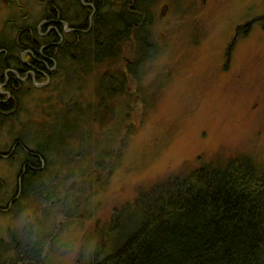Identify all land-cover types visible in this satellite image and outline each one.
<instances>
[{"label": "rangeland", "instance_id": "1", "mask_svg": "<svg viewBox=\"0 0 264 264\" xmlns=\"http://www.w3.org/2000/svg\"><path fill=\"white\" fill-rule=\"evenodd\" d=\"M49 1L0 0V33L3 26L14 31L25 25L40 26ZM180 2H154L152 16L156 13L157 24L153 28L167 48L154 63L146 62L142 70L127 73L124 69L135 62L138 43L132 37L122 48L118 62L75 74L73 81L59 65L58 71L34 73L35 84L28 75L23 86H14L13 91L21 93L22 99L17 109L9 110L13 112L10 116L0 114V153L10 152L15 139L25 140L30 148L44 145L49 133L55 132L59 140L51 145L63 155L56 161L64 168L58 166L53 174V187L64 180L63 172L70 167L66 164L70 163L77 174L74 167L79 164L74 163L79 158L67 159L66 155L73 156L80 150L81 157H86L92 144L100 150L104 141V146L101 158H97L101 170L83 160L82 178L74 174L75 183L68 180L62 187L71 185L73 190L60 193L52 203H46L43 194L35 202L28 195L0 214V250L6 253L0 255V264L11 263L8 258L13 256L15 245L34 242L36 222L42 226L46 216L55 227L43 230L46 238L40 264H84L97 248L98 232L110 224L114 211L153 187L234 157L250 158L264 169V27L256 23L250 33L243 34L248 23L264 16V0H195V7L185 1L174 13L172 6ZM121 3L123 0L116 1L117 6ZM238 27L240 33L227 54ZM12 34H0V46L4 47L0 53L19 58L21 52L14 54L10 43L15 36ZM33 57L37 64L44 62L41 56ZM21 58L22 63L27 53ZM118 70L126 75L125 90L109 104L105 101L109 108L98 107L100 97H104L98 91L101 78L118 74ZM59 74L69 79L70 86L59 89ZM4 87L0 84L1 96ZM57 91L71 94L60 93L57 98ZM57 99L87 111L83 117L74 114L75 121H71L83 133L76 128L60 130L64 108ZM108 132L115 137L107 149ZM79 135L87 143L78 145L74 138ZM16 149L12 157L0 158V206L10 201L18 185L21 193L23 190L22 156ZM46 166L44 163L43 169ZM47 206L53 209L47 210ZM28 231L29 237L25 234ZM21 260L20 254L15 263L24 264Z\"/></svg>", "mask_w": 264, "mask_h": 264}, {"label": "trees", "instance_id": "2", "mask_svg": "<svg viewBox=\"0 0 264 264\" xmlns=\"http://www.w3.org/2000/svg\"><path fill=\"white\" fill-rule=\"evenodd\" d=\"M116 1L118 0H90V6H81L77 0L49 1L43 17L48 21L52 20L60 31L65 24L69 26L70 31L61 33V37L56 38L57 44L54 47L48 44L49 37H42L35 30L32 31L40 45L47 46L40 55L39 47L31 45L33 56H41L46 64H50V58L57 61L62 71L66 70L68 74L74 72L69 76L70 81H73L75 74L86 70L89 72L106 62H118L122 48L133 37L137 38L134 42L138 43L134 49L135 62L133 65L127 64L124 69L127 73L136 69L142 70L143 65L149 62L152 52L155 61L167 48L165 45L163 47L161 41L156 40V31L153 36V26L157 23L154 19L156 13L152 16V2L124 0L123 5L117 6ZM180 7L172 6L171 9L175 12ZM15 46L12 45L14 54L22 52L17 44ZM6 56L0 53V73L10 67L22 66L16 63L15 59L7 60L9 64H6L3 59ZM28 60V63H33L35 58L29 56ZM115 73L101 78L98 91L104 97H100L98 107L102 108L106 104L105 101L109 104L115 95L125 90V73L122 70H118V74ZM8 76L17 82L15 75ZM59 79V89L70 86L69 79L64 80L63 75H60ZM75 80L77 82L81 79L77 76ZM13 93L17 101H21V93ZM60 93L64 92L57 91V98L62 95ZM57 101L64 108L60 130L63 132L76 128L83 133L81 127L76 126L75 122L71 123L72 120L75 121L74 109L78 105L65 103L62 99ZM48 103L50 101L46 100V104ZM11 108L12 101L0 104V111H8ZM59 135L63 137L62 133ZM48 136L44 145L37 144L34 150H29L30 155L17 148V151L26 157L25 160L22 159L23 162L29 166L22 178V194L12 207L28 195L33 196L35 202L40 200L43 194L46 203H52L60 193L73 190L71 185L67 186V190H62V187L68 184V180L75 183L77 174L78 178H82L83 160L97 165L96 169L101 170L97 158H101L104 141L100 150L98 145L92 144L91 152L89 151L86 157H81L80 150L73 156L66 155L67 159L79 158L74 163L76 166L79 164L74 167L77 174L73 172L70 163L66 164L65 166L70 167L63 172L64 180L52 187L51 184L55 180L53 174L58 166L64 168V165L57 164L56 160L63 155L60 156L59 149L51 145L53 142L57 143L59 138L55 132L49 133ZM114 137L115 133L108 132L107 149L113 144ZM75 140L78 145L87 143L81 135L78 138L75 136ZM22 142L25 143V140ZM64 142L61 141L62 144ZM108 155H111V148ZM39 156L48 165L46 169L41 168ZM36 167L39 170H32ZM48 189L50 191H47ZM16 192L17 190L13 192L11 199L15 198ZM52 207L47 206L46 209L52 210ZM69 216L66 214L65 218ZM45 219L46 222L43 221L42 226L40 221L36 222L32 234L35 236L34 242L38 237L44 242L39 243L38 248L33 247L34 242L21 247L15 245L13 256L8 258L10 264H16L20 254L23 255L21 261L24 264L41 263L42 247L46 238L43 230L55 227L53 222H48V216ZM25 234L30 236L29 231ZM98 234L97 248L84 264H264V169L258 168L250 158L243 156L195 168L185 176L163 186L153 187L151 191L138 196L133 203L115 210L110 224ZM2 254L6 253L0 250V255Z\"/></svg>", "mask_w": 264, "mask_h": 264}, {"label": "bare ground", "instance_id": "3", "mask_svg": "<svg viewBox=\"0 0 264 264\" xmlns=\"http://www.w3.org/2000/svg\"><path fill=\"white\" fill-rule=\"evenodd\" d=\"M77 2L79 5H88V6L91 5L90 0H82V2H81V0H77ZM123 2H124V0H123ZM151 2H152V8H153L154 0H151ZM120 5H123V3H121ZM152 8H151V10H152ZM7 23H6V25H7ZM39 24L42 27L41 30H40L41 27L39 25H36V26L25 25V27L24 26L20 27L18 30H15V31L9 30L7 27L3 26L5 29H2L1 30L2 32L0 34H3L5 36V35H10L13 33L15 36H13L12 39H10L12 36L8 38L11 41L10 43H12V45H14V46L17 44L20 47L19 50L22 51L21 54L27 53L28 57L30 56V58L33 59L34 54H33V48L30 47L31 45H36L37 47H39L38 51H39L40 55L43 54L42 49H44L47 46H45L46 44L40 45L39 40L36 39V37H34V34H32V31L35 30L37 33L42 34L41 35L42 37H49V40H48L49 43L48 44L52 45L53 47L56 46L57 42H55V40H56V38L61 37V33L62 34L68 33L70 31V29L69 30L65 29V27L68 26L66 24L61 27V31H60V28L57 27V25L52 20L48 21L44 17ZM46 27L49 31H47ZM24 29H26V30H24ZM153 36H154V28H153ZM135 39L137 40V38H135ZM152 41L154 42V37H152ZM13 53H14V50H13ZM14 58H16V56ZM3 59L6 60V64H9V62L7 61V60H9V58H7V56L3 57ZM42 59L45 60L44 58H42ZM49 61H50V64H48V63L46 64L44 62H40L41 64H37L35 61L33 63L30 62L29 65H27L25 67V70H26V72L27 71L30 72L31 75H35L34 73L41 74V75L48 74L49 70L58 71L59 65H58L57 61L53 60L52 58H50ZM152 63H154V52H152L151 58L149 59V64H152ZM73 73L74 72H69V76H72ZM50 74L52 75L51 72H50ZM60 75H62V74H60ZM0 78H5V76H2V77L0 76ZM20 99H22V97ZM74 111H75V114L81 113L82 117L85 115L87 116V111H84L83 109H80L79 107L75 108ZM23 157L26 159L25 156H23ZM41 161H43V160L41 159ZM6 211H9V210H6ZM43 242L44 241H42L41 238L38 237L36 239V241L33 243V245H34L33 247L38 248V246H39L38 244L43 243Z\"/></svg>", "mask_w": 264, "mask_h": 264}, {"label": "flooded vegetation", "instance_id": "4", "mask_svg": "<svg viewBox=\"0 0 264 264\" xmlns=\"http://www.w3.org/2000/svg\"><path fill=\"white\" fill-rule=\"evenodd\" d=\"M174 1H178V2L179 1H183V2L188 1L190 4H194V5L196 4L195 0H170L169 2H171L174 5ZM202 3H204V2L202 1L201 4ZM178 6H182V4L178 3ZM256 23H260L264 27V16L263 17L261 16L259 18H256L252 22L248 23L247 26H246L245 32L243 34L250 33V28L254 24H256ZM240 29H241L240 27L236 28V30H235V37L230 42V44H229V46L227 48V54L230 53V50H231V48H232V46H233V44H234V42L236 40V36L240 33ZM156 40L159 42L158 34H156ZM164 45H166V43L163 44V47H164ZM165 48H166V46H165ZM10 52L11 51H8V53H10ZM23 54L24 53L21 54L22 57H23ZM10 59H15L16 60V63L21 64V65L23 64V65L21 67H13V68L10 67V68L6 69L4 71V73H1V77L5 75V78H0V84L3 85V86H5V87H4V91H3V93H4L3 95L4 96H1L0 95V104H3V103H7L9 101H12L13 102V108L14 109L15 108L17 109V103H18V101H17V97H15V95L13 93L14 92L13 91L14 86H20V87L23 86L24 84H22V83L28 82V81H25V79L28 78V75L31 77V81L30 82H32L33 84H35V82H34L35 79L32 78V75L30 74V72H28V71L26 72V70H25V67L27 65H29V63H28V61H29L28 60V57L25 60H23L22 63L20 62L21 60L18 59V58H14V57L11 56L9 58V60ZM33 59H34V57H33ZM39 61L40 60H38V62ZM40 62H43V61H40ZM8 74L15 75L16 76L15 80L17 82H14V80L11 79L8 76ZM20 75H22L21 76L22 78H20ZM3 97H4V99H2ZM11 113H13V112H11L9 110L8 111H4V112L3 111H0V114L5 115V116H10ZM15 148H19V149H21V151L23 150L24 153L26 152L28 155H30V153H31V152H29V150H34V148H30L28 145H26L25 143H23L19 139H15V142L13 144V149L12 150H14ZM12 150L10 152H8V153H0V158H8V157H10L12 155V153H13ZM21 156H22V159L25 160V158L23 157L24 155L22 153H21ZM23 160H22V163H23L22 171H21V174H20L21 175V180H22L24 174L26 173L27 167L29 166V164L28 163H24ZM39 164L41 165V168H43L44 161H41L40 156H39ZM32 170H39V169H37V167H36V168H32ZM19 187H20V185H18V190L16 192L15 198L10 199V201L8 202V204H7V206L5 208H2L4 206H0V214H2L3 212H5L6 210H8L12 206V204L18 199V197L22 194L21 191L19 190Z\"/></svg>", "mask_w": 264, "mask_h": 264}]
</instances>
